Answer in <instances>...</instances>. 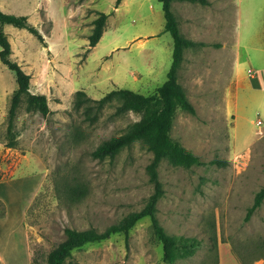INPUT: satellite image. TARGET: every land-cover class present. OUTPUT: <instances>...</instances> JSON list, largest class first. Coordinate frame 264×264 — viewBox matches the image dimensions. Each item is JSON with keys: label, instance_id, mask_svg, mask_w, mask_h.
<instances>
[{"label": "rangeland", "instance_id": "obj_1", "mask_svg": "<svg viewBox=\"0 0 264 264\" xmlns=\"http://www.w3.org/2000/svg\"><path fill=\"white\" fill-rule=\"evenodd\" d=\"M3 1L6 12L27 15L44 36L42 42L24 28L5 30L13 57L31 75V90L47 95L50 112L28 111L22 101L10 146L8 111L17 82L0 59V255L5 264H47L66 227L104 231L142 209L154 192L148 141L115 157L93 155L143 113L116 115L108 106L90 123L74 107L76 91L92 98L117 87L153 93L167 79L174 41L164 31L159 0H121L118 7L116 0ZM243 4L240 21L236 0L171 7L181 32L204 43L185 50L178 73L196 113L177 109L171 136L203 163L162 159L157 217L168 235L200 245L166 261L147 216L128 235L74 250L66 264H219L229 257L264 264V200L245 219L264 186V87L256 85L264 70V0ZM100 11L108 13L103 35L89 47ZM77 184L84 192L71 195L69 186Z\"/></svg>", "mask_w": 264, "mask_h": 264}, {"label": "trees", "instance_id": "obj_2", "mask_svg": "<svg viewBox=\"0 0 264 264\" xmlns=\"http://www.w3.org/2000/svg\"><path fill=\"white\" fill-rule=\"evenodd\" d=\"M165 17L164 31L170 32L174 46L172 64L167 73V79L156 88L153 93L144 94L126 87H117L107 92L101 98H92L85 90H77L74 107L80 111L90 123L98 120L100 113L108 106H115V114L122 115L129 111L143 113L142 117L133 122L123 133L105 139L94 150L93 155L103 159L115 157L123 148L130 146L137 140H146L154 157L148 165L151 180L154 183V192L149 196L146 205L139 211H135L121 220L111 224L104 231L90 228L78 230L72 227L65 228L66 238L53 247L47 254V264H66L73 257L74 250L81 249L87 244L100 242L111 235L123 232L129 234L136 222L144 217H150L154 233L163 245V257L166 261L174 260L178 256L191 254L194 248L200 245V240L194 238H176L166 233L157 217V204L164 194L163 184L159 178L158 167L162 159L170 157L176 164L191 167L194 164H202L203 161L171 136V128L177 109L181 108L195 114L196 108L189 100L184 87L178 79L179 70L184 61V53L187 48L204 45L186 37L180 30L176 14L172 10L174 1L200 2L207 4L208 0H159ZM121 0H116V7ZM94 19V28L89 35V47L96 46L100 41L108 13L100 11ZM10 24L18 28L27 29L30 33L44 41V36L39 28L28 20L27 15H18L6 12L0 7V59L14 74L17 88L11 96L8 111V136L9 144L15 143L14 119L22 101L26 103L28 111L39 112L47 115L50 112L48 97L44 93L31 90V75L13 57V49L9 37L5 31V25ZM70 194L78 195L84 192V188L77 185L69 186ZM264 200V186L257 192L253 204L249 207L246 220H249Z\"/></svg>", "mask_w": 264, "mask_h": 264}, {"label": "crops", "instance_id": "obj_3", "mask_svg": "<svg viewBox=\"0 0 264 264\" xmlns=\"http://www.w3.org/2000/svg\"><path fill=\"white\" fill-rule=\"evenodd\" d=\"M243 1L244 0H236V3H237V16H238V19H239V21H240V19H241V17H242V11H243V6H244V4H243ZM27 4H29V2H28V0H26L25 1ZM48 2V4H50L51 3V1H47ZM52 2H54V1H52ZM27 4H26V6H27ZM0 7H1V9L2 10H4V11H6L7 10V6H6V4H5V2L3 1V0H0ZM8 12V11H7ZM16 13V12H15ZM219 20V19H218ZM37 24V26H39L38 25V23H36ZM217 24V23H216ZM8 25H10V24H6L5 25V30H6V28L8 27ZM238 36V35H237ZM196 41V40H195ZM185 57V56H184ZM238 57L236 58V66L239 64V62H238ZM235 64V63H234ZM182 65H183V63H182ZM238 67V66H237ZM238 70V69H237ZM250 71V73H251V76L252 77H254L255 76V71L253 70V69H250L249 70ZM256 85H258V87H264V70L262 71V74H261V77H260V80H259V82L258 83H256ZM0 254H2L1 252H0ZM0 260L1 261H3V264H5L6 263V260H5V257L4 256H2V255H0ZM8 263V262H7ZM219 264H242V263H240L235 257H229L228 259H226L225 261H222L221 260V262L219 263Z\"/></svg>", "mask_w": 264, "mask_h": 264}, {"label": "built area", "instance_id": "obj_4", "mask_svg": "<svg viewBox=\"0 0 264 264\" xmlns=\"http://www.w3.org/2000/svg\"><path fill=\"white\" fill-rule=\"evenodd\" d=\"M259 123H261V121H259Z\"/></svg>", "mask_w": 264, "mask_h": 264}]
</instances>
